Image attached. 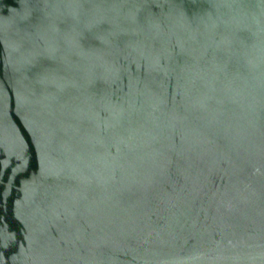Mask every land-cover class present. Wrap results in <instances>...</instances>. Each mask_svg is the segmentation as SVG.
<instances>
[{"label":"water","instance_id":"1","mask_svg":"<svg viewBox=\"0 0 264 264\" xmlns=\"http://www.w3.org/2000/svg\"><path fill=\"white\" fill-rule=\"evenodd\" d=\"M0 264H264V0H0Z\"/></svg>","mask_w":264,"mask_h":264}]
</instances>
